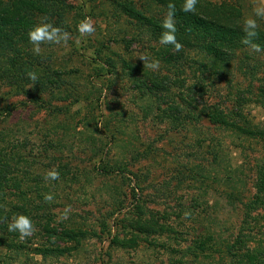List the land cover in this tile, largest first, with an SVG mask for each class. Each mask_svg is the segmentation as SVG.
I'll return each mask as SVG.
<instances>
[{"label":"rangeland","instance_id":"1","mask_svg":"<svg viewBox=\"0 0 264 264\" xmlns=\"http://www.w3.org/2000/svg\"><path fill=\"white\" fill-rule=\"evenodd\" d=\"M65 1L67 16L57 27L68 33V39L42 44L39 55L33 53L31 44L23 68L26 76L17 86L0 88V133L4 139L0 145L22 152L32 171L26 177L28 163L26 169L22 162L14 167L11 184L21 181L47 187L49 191L43 193L54 201L49 222L57 228L56 234H44L39 232L42 226L32 223L30 236L21 239L18 233L25 248L10 264H190L183 251L196 224L185 207L195 199L208 204L210 215L217 219L214 229L225 233L240 215L230 213L226 197L218 190L220 185L209 188L197 181L206 176L209 159H214L207 146L215 148L217 162L223 159L218 151L224 148V162L238 169L246 180L241 189L249 195L254 191L256 168L264 162V144L228 137L220 126L207 121L197 128L191 126L186 118L188 106L182 100L188 95L186 87L173 88L179 104L173 99L163 105L171 115L166 122L160 121L162 116L157 118L161 111L148 113L143 99H148L150 90L144 84L145 91L137 88L125 66L134 65L138 79L149 82L150 68L144 67L139 57L152 61L150 45L154 43L133 38V26L114 0ZM132 1L139 7L143 0ZM211 1L243 7L246 19L256 18L254 9L264 6V0ZM88 18L95 32L81 36L78 26ZM42 22L48 23L44 18L35 26ZM103 62L105 68L100 69ZM39 68L45 82L42 94L34 91V81L28 77ZM237 79L238 87L245 88L246 80ZM215 87L202 100L219 107L231 105L235 96H227L225 82ZM248 101L247 113L256 123H263L264 109L257 97ZM223 165L217 163L213 172L220 178ZM104 168L117 171L103 173ZM51 170L59 173L58 179H46ZM19 193L14 186L9 192L14 198ZM147 213L155 214L157 220L151 226L141 218ZM227 218L230 221L226 222ZM82 222L93 230L79 245L69 231ZM104 227L107 231L111 228L112 235H104ZM66 229L68 238L58 239ZM41 239L51 240L50 246L59 245L65 253L45 259L35 251L44 243ZM9 252L0 245L1 255ZM209 261L203 259L206 264Z\"/></svg>","mask_w":264,"mask_h":264},{"label":"trees","instance_id":"2","mask_svg":"<svg viewBox=\"0 0 264 264\" xmlns=\"http://www.w3.org/2000/svg\"><path fill=\"white\" fill-rule=\"evenodd\" d=\"M114 1L126 13V20L132 24L135 31L133 38H144L150 44L154 43L150 45L151 57L152 61H159V68L147 69L151 76L149 82L143 83L138 79L139 74L135 73L134 65L125 66V70L131 72L137 88L145 91L144 84L150 90L148 99H143L147 102L148 113L154 115L161 111L162 115H157V118L162 116L160 121L166 122L171 115L163 105H168L176 98L174 86L186 87L188 95L182 100L188 106L186 118L191 126L197 128L207 121L220 126L228 137L242 142L257 141L264 144V122L256 123L245 110L252 96L257 97V102L264 109V20L261 16L254 18L258 24L254 43L262 49L256 52L242 43L246 13L243 7L236 4L198 0L195 13H186L181 10L185 0H143L139 7L132 0ZM169 3L176 6L175 35L183 46L179 51L173 45L160 43L161 33L164 31L162 22L168 12ZM66 4L65 0H0V88L2 85L17 86L19 79L26 76L23 68L27 64L25 56L30 52L29 30L44 18L46 22L60 26V19L67 16ZM102 65L100 69L105 68L104 62ZM40 70L41 68L33 71L38 77L34 81V91L38 94L45 91ZM156 70L158 71L154 74ZM238 76L246 80L245 88L238 87ZM223 82L228 90L227 96H235L231 99V105L219 107L211 104L209 100H202L209 96L215 84ZM174 103L179 104L176 99ZM182 123L183 127L187 126L185 120ZM0 138V143H3L2 133ZM211 147L207 146V153L214 159H209L206 176L197 181L207 184L209 188L214 184L220 185L218 190L226 197L230 213L236 212L240 215L230 222L228 232L218 231L214 229L217 219L210 215L209 205L202 203L200 199L193 200L185 208L196 224V231L183 251V256L190 258V264H206L203 262L204 258L210 260L208 264H264V162L256 168L253 193L246 195L241 189L246 180L241 178L238 169L224 162V148L218 151V156L224 160L217 162L216 150ZM22 162L26 164V169L28 163L25 172L28 177L32 171L26 156L20 151L13 152L0 145V245L10 251V254H0V264H10L25 248L24 241L17 238L19 230L9 231L8 225L13 216L23 214L29 217L33 224L42 226L39 232L44 234H56L57 230L49 222L54 211V201L45 200L47 194L43 192L49 191L48 188L41 183L29 185L16 181L11 184L13 169L18 168ZM217 163L219 166L224 164L222 178L219 173H213L217 169ZM198 169L204 172L201 167ZM116 171H107L104 168L103 173ZM13 186L21 190L16 198L9 194ZM141 218H146L150 226L157 221L155 214L147 213ZM228 220L230 221L227 218L226 222ZM137 225L134 228H139ZM73 228L71 231L66 229L58 239L68 238L66 233L69 231L73 234L71 239L82 245V241L93 230L87 222L74 225ZM163 228L166 232L164 225ZM102 232L104 235H112L111 228L107 231L104 227ZM34 238L36 240L37 237ZM118 239L117 236L114 241ZM31 240L30 244L33 246L35 241ZM40 241L44 243L39 244V248L35 247V251L39 250L45 259L56 257L57 252L65 253L64 248L59 245L50 246L51 240Z\"/></svg>","mask_w":264,"mask_h":264},{"label":"clouds","instance_id":"3","mask_svg":"<svg viewBox=\"0 0 264 264\" xmlns=\"http://www.w3.org/2000/svg\"><path fill=\"white\" fill-rule=\"evenodd\" d=\"M198 0H185L182 5V11L188 13H195L196 4ZM175 4L169 3L168 12L162 22V28L164 31L161 33L160 43L164 45H173L176 51L182 49V44L177 41L176 38V22H175ZM257 16L264 17V6L257 7L254 9ZM257 21L253 18H247L244 22V32L245 36L242 39V43L251 47L254 51H262L261 46L254 43L255 38H257ZM78 30L81 36H90L95 32L94 24L91 22V19L88 18L85 21H82L78 26ZM29 42L33 45L32 51L34 54L39 55L41 52L42 44H60L62 41L68 39V33L62 31L57 26H54L52 23H40L37 24L33 29L28 32ZM140 60L143 61V66L150 69H158L159 61H149V58L146 56H140ZM28 77L36 81L38 79L36 73L29 72ZM59 173L55 170H51L47 174V178L53 180L58 179ZM52 197L50 195L45 196L46 201H50ZM66 218V217H65ZM9 231L20 232V238L24 239L26 236H30L33 232L32 221L29 217L21 214L19 216H13L12 222L8 225Z\"/></svg>","mask_w":264,"mask_h":264}]
</instances>
